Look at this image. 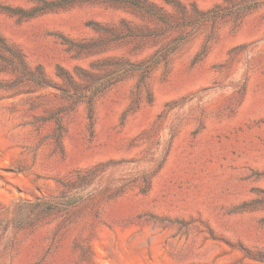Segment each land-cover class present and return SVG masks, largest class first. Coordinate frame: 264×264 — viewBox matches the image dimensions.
Instances as JSON below:
<instances>
[{
  "label": "rangeland",
  "instance_id": "1",
  "mask_svg": "<svg viewBox=\"0 0 264 264\" xmlns=\"http://www.w3.org/2000/svg\"><path fill=\"white\" fill-rule=\"evenodd\" d=\"M0 264H264V0H0Z\"/></svg>",
  "mask_w": 264,
  "mask_h": 264
}]
</instances>
